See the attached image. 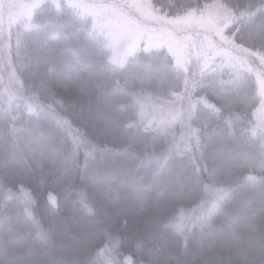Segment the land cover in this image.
I'll list each match as a JSON object with an SVG mask.
<instances>
[{"label":"trees","instance_id":"trees-1","mask_svg":"<svg viewBox=\"0 0 264 264\" xmlns=\"http://www.w3.org/2000/svg\"><path fill=\"white\" fill-rule=\"evenodd\" d=\"M37 1L0 38V264H264V0H123L155 32L117 65Z\"/></svg>","mask_w":264,"mask_h":264},{"label":"rangeland","instance_id":"rangeland-1","mask_svg":"<svg viewBox=\"0 0 264 264\" xmlns=\"http://www.w3.org/2000/svg\"><path fill=\"white\" fill-rule=\"evenodd\" d=\"M67 1L83 8L86 14L94 17L95 23L99 25L102 30L107 29V41L109 42L111 58L112 62L116 65L117 63L123 64L124 58L129 52L131 45L135 43L140 37L147 36L146 39H154V29H148L149 27L145 23L143 26L137 24V20L135 18L129 21V17L118 10L120 9L119 4H122L121 1L123 0H112L118 3L116 7L113 4L99 5V7H96L95 5L82 4V2H79L78 0ZM36 3H38L37 0H0V26H2V30H0L2 31L0 38H4L7 34V37L11 42V28L19 27L21 30L23 27L21 28L20 26H22L25 18L34 11ZM38 4H40V2ZM140 7L147 8V4H140L139 8ZM207 28L211 30V27ZM177 29L178 28L176 26H172L168 28V32L166 30H164L162 33L156 31L158 36L157 39L170 40L168 37L171 36V34H173V32H175ZM14 38L17 39V35H15ZM179 39L180 38H178V40H174L177 41L180 46L174 42L173 43L176 49L181 51V53L182 51L185 52V50L189 52L195 51V48L193 47L195 41L193 39ZM168 40H166L167 46H169ZM9 41L0 39V48L3 49L2 54H7L9 52L7 47ZM100 44H103V40L100 41ZM176 52L178 51L176 50ZM12 80L17 83V75H13ZM146 108L148 111L150 110L149 107Z\"/></svg>","mask_w":264,"mask_h":264}]
</instances>
